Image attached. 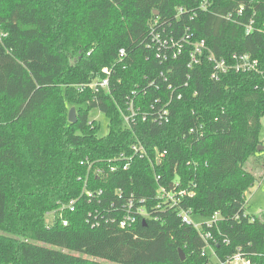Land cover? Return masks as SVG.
<instances>
[{"label": "trees", "instance_id": "trees-1", "mask_svg": "<svg viewBox=\"0 0 264 264\" xmlns=\"http://www.w3.org/2000/svg\"><path fill=\"white\" fill-rule=\"evenodd\" d=\"M152 31L205 40L217 57L250 54L260 73L213 81L207 62L188 67L190 45L161 62L147 47ZM106 68L109 92L81 91ZM129 98L145 112L166 105L168 122L128 129ZM95 109L108 119L107 133L90 117ZM263 119L264 0H0V264H216L202 256L206 244L183 211L219 214L202 232L217 240L220 261L240 253L264 264V215L246 212L258 181L246 164L264 163ZM137 141L150 157L127 172L100 178L81 165L105 168ZM160 187L190 195L172 208L157 199ZM86 189L104 191L101 205ZM131 196L136 205L146 200L150 216L122 229L119 211ZM72 201L77 210L63 212L65 227L58 213ZM97 210L109 222L93 229Z\"/></svg>", "mask_w": 264, "mask_h": 264}, {"label": "built area", "instance_id": "built-area-1", "mask_svg": "<svg viewBox=\"0 0 264 264\" xmlns=\"http://www.w3.org/2000/svg\"><path fill=\"white\" fill-rule=\"evenodd\" d=\"M202 9L206 10V5H203ZM182 11L183 10L181 9L180 12ZM243 11L244 7H242L238 11L237 16H242ZM226 19L238 24V20L233 18L232 15H228ZM245 29L246 34L250 35L254 31V21H251L248 25H246ZM150 38L151 41L147 45V47L150 49H155L156 57L157 59L161 60V62L167 61L169 57H172L173 60L178 59V57L183 53L185 46L190 45L191 52L190 63L188 67L190 69H193L196 66H200L204 61L207 62L212 68L211 79L216 82H220L229 73H260L259 60L253 58L250 54L234 53L227 58L217 57L211 51L205 40L191 42V36L182 37L181 39L176 40L175 37H166L160 33L152 31V33L150 34ZM125 57L126 53L122 50L120 52L121 60ZM102 73L103 77H97L93 79V81L89 84L81 86V91L90 89L95 93H99L101 91L109 92L111 90V77L113 74V70L110 68H106ZM152 85H154V83H152L151 86ZM169 88L172 89L171 87ZM134 95H136V92L133 93V96ZM178 99H181V96H179ZM126 106L127 108L126 111L123 112V118L128 129H131L133 125H136L139 120H142L144 122L150 121L153 123H165L169 120L170 111L166 105L160 107V109L157 111L155 107L152 106L149 112H145L141 110V107L136 106L134 99L129 98ZM194 132V129L190 131V133ZM165 156L166 153L160 154L158 156V159H163ZM149 157L150 155L146 146L140 141H137V143H135L130 148L129 152H123L113 160L106 162L105 168L97 167L96 164L90 163L88 160L82 162L81 165H88L89 169L92 168L94 170L95 176L103 178L108 173L127 172L131 169L136 160H145ZM159 180L160 177H157V181ZM85 195L89 202L97 200V203L101 205L104 191L100 189L95 192H91L86 189ZM187 195L190 194L185 190H169L165 187H160L157 191V199L165 200L166 203H168L172 208L179 207L182 199ZM118 196L119 199H122L124 197V193L120 191L118 193ZM145 203L146 200L141 199L138 201V205H136L135 197L131 196L130 198H128L127 202L122 204V208L119 211V213H122V217L120 220V227L122 229H130L137 224L139 219L149 218L150 214L147 212L144 206ZM77 205L78 201H72L67 207L63 208L62 211L58 213L59 218H61L65 227L68 226L69 222L64 218L63 212L68 211L69 213H75L77 210ZM110 208H113L116 212L118 211L114 203L111 204ZM160 208V205H157L155 207L156 210H159ZM191 217L192 215L190 212L183 211L181 213L182 222L186 225H192L195 229H197L201 235V238L206 244V247L202 251V256L211 257L216 264H251L250 259L242 256L240 253L226 261H220L217 258L213 246L214 244H217V240L213 239L210 232L203 233L202 226L194 225ZM101 220L109 222V219L106 218V216L102 212H98L97 210L95 213L94 221L92 222L89 220L88 223L93 229L99 228L102 224ZM218 220L219 214H215L211 218V221L205 224L207 225L208 229H212L216 225Z\"/></svg>", "mask_w": 264, "mask_h": 264}, {"label": "rangeland", "instance_id": "rangeland-1", "mask_svg": "<svg viewBox=\"0 0 264 264\" xmlns=\"http://www.w3.org/2000/svg\"><path fill=\"white\" fill-rule=\"evenodd\" d=\"M90 117L101 124L103 133H107L109 129L108 119L99 112V110L95 109L91 111ZM260 140L264 145V119L262 121ZM257 158L259 159V157H252L246 164V169L253 172L258 178L255 186L246 195V212L250 215L262 216L264 215V163L261 162V164H259ZM261 158H263L262 160L264 161V156H261ZM191 220L194 225L198 226H202L211 221V219L203 218L199 215H193Z\"/></svg>", "mask_w": 264, "mask_h": 264}, {"label": "water", "instance_id": "water-1", "mask_svg": "<svg viewBox=\"0 0 264 264\" xmlns=\"http://www.w3.org/2000/svg\"><path fill=\"white\" fill-rule=\"evenodd\" d=\"M69 122L70 123H76L77 122V111L76 108H72L69 112ZM264 147H259L258 151H262ZM181 259L182 261H185L186 256L185 253L181 250L180 251Z\"/></svg>", "mask_w": 264, "mask_h": 264}, {"label": "crops", "instance_id": "crops-1", "mask_svg": "<svg viewBox=\"0 0 264 264\" xmlns=\"http://www.w3.org/2000/svg\"><path fill=\"white\" fill-rule=\"evenodd\" d=\"M102 132H103V130H102ZM108 132V131H107Z\"/></svg>", "mask_w": 264, "mask_h": 264}]
</instances>
